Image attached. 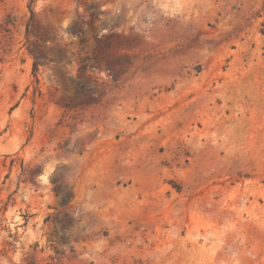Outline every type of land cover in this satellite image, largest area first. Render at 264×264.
Wrapping results in <instances>:
<instances>
[{"label": "rangeland", "instance_id": "rangeland-1", "mask_svg": "<svg viewBox=\"0 0 264 264\" xmlns=\"http://www.w3.org/2000/svg\"><path fill=\"white\" fill-rule=\"evenodd\" d=\"M0 264H264V0H0Z\"/></svg>", "mask_w": 264, "mask_h": 264}, {"label": "trees", "instance_id": "trees-1", "mask_svg": "<svg viewBox=\"0 0 264 264\" xmlns=\"http://www.w3.org/2000/svg\"><path fill=\"white\" fill-rule=\"evenodd\" d=\"M34 58H35V61L33 63V72H36V68H37V64H38V59H37L36 56H34Z\"/></svg>", "mask_w": 264, "mask_h": 264}, {"label": "bare ground", "instance_id": "bare-ground-1", "mask_svg": "<svg viewBox=\"0 0 264 264\" xmlns=\"http://www.w3.org/2000/svg\"><path fill=\"white\" fill-rule=\"evenodd\" d=\"M43 180H45V176L42 177ZM193 247H198L197 244H194Z\"/></svg>", "mask_w": 264, "mask_h": 264}]
</instances>
